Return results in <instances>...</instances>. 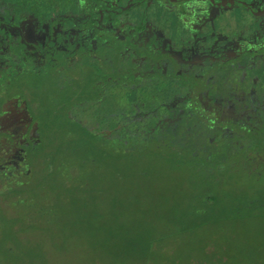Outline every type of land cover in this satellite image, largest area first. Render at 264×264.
<instances>
[{
  "label": "flooded vegetation",
  "instance_id": "af4514ba",
  "mask_svg": "<svg viewBox=\"0 0 264 264\" xmlns=\"http://www.w3.org/2000/svg\"><path fill=\"white\" fill-rule=\"evenodd\" d=\"M79 132L264 185V0H0V189Z\"/></svg>",
  "mask_w": 264,
  "mask_h": 264
},
{
  "label": "rangeland",
  "instance_id": "374dc122",
  "mask_svg": "<svg viewBox=\"0 0 264 264\" xmlns=\"http://www.w3.org/2000/svg\"><path fill=\"white\" fill-rule=\"evenodd\" d=\"M75 135L53 179L37 171L20 197L0 199V264H149L132 249L149 240L179 264H264V217L179 225L199 185L188 165L91 160V142Z\"/></svg>",
  "mask_w": 264,
  "mask_h": 264
},
{
  "label": "trees",
  "instance_id": "16d2710c",
  "mask_svg": "<svg viewBox=\"0 0 264 264\" xmlns=\"http://www.w3.org/2000/svg\"><path fill=\"white\" fill-rule=\"evenodd\" d=\"M79 139L86 142V145L91 142V145H88L89 150H91L90 152L95 156L94 159L91 160L102 161L110 158L113 161H131L135 160L137 156L141 157L142 155L148 154L152 157H158V159L173 166L188 165L192 169L199 185L192 196L195 200H191L187 210L182 214L179 220L180 224L178 223L179 225L186 224L192 228L195 226H202L206 223H218L222 220H224L225 224L233 220H242L245 217H264V185L255 187L254 185L251 186L250 182H240L234 173L231 172L228 176L225 174L229 170L224 172L223 179V177L219 175L221 174L220 169H216V167L209 168L194 165L190 157L183 156V154L178 153V151L160 152L158 150L147 149L124 151L122 149L109 148L95 141V138L91 135L85 134V137H80ZM76 149V146H71L68 151L69 154L73 156ZM68 158L71 160L70 157ZM61 169L65 170V168ZM56 170L58 171V167L53 170H41L39 173L44 177H48V179H53ZM59 171L64 175L62 170L59 169ZM37 177L40 178L39 176ZM22 186L23 185H17L11 188L0 189V199L4 202L5 195H11L15 198L20 197L23 193ZM132 245V249L140 251L142 256L148 260L149 264H179L176 261H171L166 253L162 251V247L155 245L153 240H149L147 243L139 241V243L136 242ZM127 249H129V247ZM209 263L216 264L212 258L192 264ZM186 264L191 263L188 262Z\"/></svg>",
  "mask_w": 264,
  "mask_h": 264
}]
</instances>
